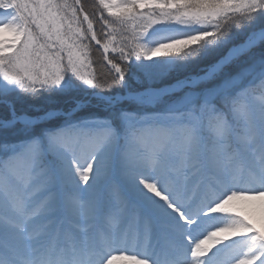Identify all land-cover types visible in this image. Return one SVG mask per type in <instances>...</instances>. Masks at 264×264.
Masks as SVG:
<instances>
[{"label": "snow or ice", "instance_id": "6c2138e0", "mask_svg": "<svg viewBox=\"0 0 264 264\" xmlns=\"http://www.w3.org/2000/svg\"><path fill=\"white\" fill-rule=\"evenodd\" d=\"M0 105V264H264V0H0Z\"/></svg>", "mask_w": 264, "mask_h": 264}, {"label": "rangeland", "instance_id": "374dc122", "mask_svg": "<svg viewBox=\"0 0 264 264\" xmlns=\"http://www.w3.org/2000/svg\"><path fill=\"white\" fill-rule=\"evenodd\" d=\"M154 27H156V25H154ZM162 34L167 35V34H171V33H162ZM86 71H92V69L91 68L86 69ZM70 94L75 95L77 97H81V98L83 97V94L80 92L72 91ZM259 95H260V90L257 89V91L254 94V98L258 97ZM10 99L15 104L17 110L20 112H28V111L31 112L32 109H34V108H41V109L47 110L49 108H62V107L66 108V107H68V105L65 103V101L68 99V95H66V94H57V95H54L51 97L43 96V97H40L38 99H30L27 96H20V97L13 96ZM35 100H37V104H36ZM46 106H48V107H46ZM149 109H150V111L155 110V106L154 105L149 106ZM6 115H7V109L4 108L3 105H0V116H6ZM238 207H239L240 211H242L244 213L247 212L245 204H240ZM252 215L257 216V212L255 210H253Z\"/></svg>", "mask_w": 264, "mask_h": 264}, {"label": "bare ground", "instance_id": "6f19581e", "mask_svg": "<svg viewBox=\"0 0 264 264\" xmlns=\"http://www.w3.org/2000/svg\"><path fill=\"white\" fill-rule=\"evenodd\" d=\"M246 210H247V212H245V213H247V214H250V215H252V213H253V210H255L256 212H257V216H255L257 219L259 218V215H260V208L258 207V202H257V204L256 205H246Z\"/></svg>", "mask_w": 264, "mask_h": 264}, {"label": "trees", "instance_id": "16d2710c", "mask_svg": "<svg viewBox=\"0 0 264 264\" xmlns=\"http://www.w3.org/2000/svg\"><path fill=\"white\" fill-rule=\"evenodd\" d=\"M36 101V104H37V100H35ZM61 102V101H60ZM43 107V106H42ZM45 107V106H44ZM46 107H48V106H46ZM28 112H30V111H28Z\"/></svg>", "mask_w": 264, "mask_h": 264}]
</instances>
